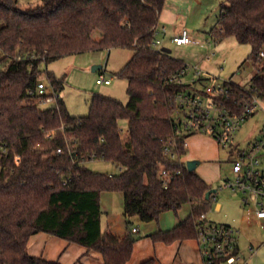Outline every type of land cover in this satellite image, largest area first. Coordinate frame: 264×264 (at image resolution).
<instances>
[{
	"label": "trees",
	"instance_id": "16d2710c",
	"mask_svg": "<svg viewBox=\"0 0 264 264\" xmlns=\"http://www.w3.org/2000/svg\"><path fill=\"white\" fill-rule=\"evenodd\" d=\"M41 1L24 9L19 0H0V152L11 148L0 158V264H62L29 253V239L39 232L95 250L105 264H127L139 238L130 219L158 220L184 204L191 206L189 217L151 237L166 244L196 238L215 193L206 197L212 186L183 160L190 135L176 134V95L185 85L174 77L187 64L153 46L167 0ZM212 36L251 46L256 72L250 85L264 101V0H223ZM113 48L133 52L117 73L127 80V102L96 93L89 113L73 116L60 96L41 108L30 94L43 74L56 91L63 90L65 78L43 68L49 62ZM244 94L232 82L229 105L241 110L237 103ZM122 119L128 121L124 135ZM170 141L175 160L164 154ZM92 159L112 162L120 171H93L86 165ZM104 191L124 194V238L102 229Z\"/></svg>",
	"mask_w": 264,
	"mask_h": 264
},
{
	"label": "rangeland",
	"instance_id": "374dc122",
	"mask_svg": "<svg viewBox=\"0 0 264 264\" xmlns=\"http://www.w3.org/2000/svg\"><path fill=\"white\" fill-rule=\"evenodd\" d=\"M19 2L24 9L42 3L41 0H19ZM222 7L223 0H167L159 22V29L166 26V32L160 33L157 37L162 40L164 47L171 50L172 56L190 66L184 78L186 82H191L195 77L194 68L197 67L202 71L203 76L231 81L241 87H248L256 72L249 60L251 46L239 43L235 37H227L217 41L212 36V29L218 23L222 14ZM183 27L188 28L195 42L189 45L176 46L171 42V37ZM212 52L215 54L211 56L209 61L206 55L209 54L208 56H210ZM132 54V50L126 48H113L111 51L107 49L87 51L63 56L44 65V69L46 68L57 76L65 78L63 90L56 91L45 74L40 79L48 85L49 94L54 95L56 92L63 98L71 115H87L92 96L96 93L115 97L124 103L128 101L127 80L119 77L117 73ZM95 65H102L103 68L94 72L92 68ZM100 74L113 77L112 84H98L97 78ZM260 101L261 104L257 111L243 122L235 133L234 145H237L238 148H246L249 141L261 135V129L264 127V101ZM55 103L56 99L40 104V107L48 108ZM119 124L122 129H128L127 120L122 119ZM199 135L210 138L214 143L209 140L211 143L204 144L206 139L200 140ZM199 135L194 134L187 138L190 159L200 161L196 172L218 191L217 200L206 213L207 219L216 223H228L237 230L239 246L237 256L239 259L233 264H264V227L261 224L249 222L247 219V208L243 203L244 195L242 192H234L226 187L219 189L225 183L226 178L232 176V164L229 161L233 158L230 154L231 149L219 144L210 135ZM215 144L218 146L217 151ZM183 160L188 161L186 156L183 157ZM86 165L93 171L106 174H116L120 171L115 164L103 159L89 160ZM218 203H221L220 209H217ZM107 204L109 202L106 203L101 194L103 210ZM118 205V202H115V210ZM190 214L191 207L184 205L178 212L165 211L158 220H154V224L172 223L175 225L177 220L187 218ZM221 264L229 263L225 261Z\"/></svg>",
	"mask_w": 264,
	"mask_h": 264
},
{
	"label": "built area",
	"instance_id": "2783aa9c",
	"mask_svg": "<svg viewBox=\"0 0 264 264\" xmlns=\"http://www.w3.org/2000/svg\"><path fill=\"white\" fill-rule=\"evenodd\" d=\"M166 32V29H158L153 46L162 51V40L157 37L160 33ZM171 42L176 46H184L194 43L188 28L183 27L171 37ZM264 56V51L260 53ZM211 60L210 56H207ZM190 66L183 67L174 77L175 80L185 85V88L177 92L176 106L174 109V120L177 124L176 134L194 135L207 134L212 136L219 144L231 149L233 156L229 161L232 164V176L226 178L225 183L219 187L230 188L234 192H242L244 195L243 203L247 208V219L249 222H260L264 227V128L259 137L249 141L246 148H238L234 145V136L241 124L253 115L262 100L255 89L249 85L243 87L245 94L237 103L241 106L232 107L229 100L232 97V82L216 80L213 77L203 76L202 71L194 68V78L191 82L184 80ZM112 77H106L100 74L97 78L98 84L109 85ZM31 95L38 98L39 104H45L59 97L55 92L49 94L48 85L40 81ZM236 104V100H234ZM233 103V104H234ZM122 135L126 130L121 129ZM176 140V139H172ZM184 146L188 147L187 137L184 139ZM170 141L164 148L166 157L175 160L177 152L172 147ZM11 148L3 146L0 152V158L6 157ZM57 153H62L58 148ZM20 161V155L16 156V162ZM181 173V171H178ZM162 175L167 178L165 169ZM167 184V181H165ZM218 192V191H217ZM217 192L214 194V200H217ZM136 232L137 228H133ZM197 239L205 264H215L216 260L222 258L228 263H236L238 241L237 230L227 223L211 222L206 214H202L197 225Z\"/></svg>",
	"mask_w": 264,
	"mask_h": 264
},
{
	"label": "crops",
	"instance_id": "0c3cea01",
	"mask_svg": "<svg viewBox=\"0 0 264 264\" xmlns=\"http://www.w3.org/2000/svg\"><path fill=\"white\" fill-rule=\"evenodd\" d=\"M163 28L166 29V26H163ZM180 30H177L174 34L178 33ZM107 50L111 51L112 49H107ZM214 54L215 52H212L210 57ZM208 55L209 54H207L206 57ZM112 82L110 84H112ZM73 116H80V115H73ZM198 135L199 134H196V136ZM199 136L200 137L198 138L200 140L206 139L205 140L206 142H204V144L213 142V140H211L208 137H204L201 135ZM215 147H216L215 150L217 151L218 146L216 144ZM188 149H189V143L187 150ZM186 158L188 160L191 158L189 153L186 155ZM102 195H103V200H105L106 203L107 201L109 202V204H107V207H105L104 210L101 207L102 209L101 225L103 231H107L119 238H124L128 234V229L126 224L127 218L124 215V206H125L124 194L122 192H116V191H104L102 192ZM115 202H118L119 204L116 210L114 209ZM184 205L190 206V204H184ZM220 208H221V203H218L217 209ZM185 219L186 218L179 219L177 220L175 225H172V223L154 224V221L144 222L138 216L132 217L130 220L134 224L133 228H137L135 234L139 236V238L134 243L133 252L127 264H146V263L147 264H205L197 237L184 239V240H177L171 244H166L161 241H155L151 237V235L156 232L168 231L173 229L175 226L178 225L179 222ZM140 221H142L145 224L141 223ZM252 223L260 224V222H252ZM28 250L29 253L33 256L42 257L49 261H59L62 264H76L79 262L82 264H105L104 258L101 253L95 250H89L87 247L77 243H70L65 239L51 235L46 232H39L31 236L28 242ZM238 252H239V246L237 253ZM229 264H233V263H229Z\"/></svg>",
	"mask_w": 264,
	"mask_h": 264
},
{
	"label": "water",
	"instance_id": "95a60500",
	"mask_svg": "<svg viewBox=\"0 0 264 264\" xmlns=\"http://www.w3.org/2000/svg\"><path fill=\"white\" fill-rule=\"evenodd\" d=\"M162 51L170 53L171 50H170L169 48L163 47V48H162ZM102 68H103L102 65H95V66L92 68V70H93L94 72H97V71L101 70ZM199 164H200V161H199V160H195V159H193V160H188V161H187V167H188V170H190V171H195V170L197 169V167H198ZM216 192H217V189L212 188V189H210V190L206 193V197H207V198H210L211 194L216 193Z\"/></svg>",
	"mask_w": 264,
	"mask_h": 264
}]
</instances>
